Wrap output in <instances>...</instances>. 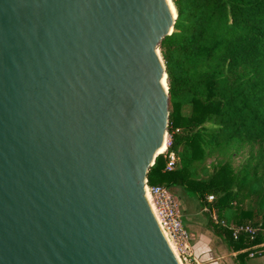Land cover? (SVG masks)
<instances>
[{"label": "water", "instance_id": "95a60500", "mask_svg": "<svg viewBox=\"0 0 264 264\" xmlns=\"http://www.w3.org/2000/svg\"><path fill=\"white\" fill-rule=\"evenodd\" d=\"M174 8L0 0V264H180L146 196Z\"/></svg>", "mask_w": 264, "mask_h": 264}, {"label": "trees", "instance_id": "16d2710c", "mask_svg": "<svg viewBox=\"0 0 264 264\" xmlns=\"http://www.w3.org/2000/svg\"><path fill=\"white\" fill-rule=\"evenodd\" d=\"M173 3L175 30L160 43L170 145L148 182L179 188L215 210L216 235L237 254V264H247L264 257V234L235 240L232 226L264 229V0ZM244 149V161L234 166L231 156ZM170 153L179 158L175 171L166 170Z\"/></svg>", "mask_w": 264, "mask_h": 264}, {"label": "built area", "instance_id": "2783aa9c", "mask_svg": "<svg viewBox=\"0 0 264 264\" xmlns=\"http://www.w3.org/2000/svg\"><path fill=\"white\" fill-rule=\"evenodd\" d=\"M170 145V143H169ZM179 166V158L174 154H168L167 171H175ZM151 196L153 202V213L157 222L164 233L165 237L176 248L178 254L181 252L183 255L193 256L192 240L193 235L187 230L183 213L181 211L179 200L173 195L170 189L165 186H152L149 185L147 179L146 196ZM214 196H208V201L213 202ZM206 212L211 213L215 221L217 216L215 210L205 208ZM226 226V223H222ZM233 238L238 240L241 235L245 234L254 240L259 234H264V229L254 227L251 225L232 226Z\"/></svg>", "mask_w": 264, "mask_h": 264}, {"label": "rangeland", "instance_id": "374dc122", "mask_svg": "<svg viewBox=\"0 0 264 264\" xmlns=\"http://www.w3.org/2000/svg\"><path fill=\"white\" fill-rule=\"evenodd\" d=\"M169 139H170V137H169ZM247 153H248V149H244V150L236 153L234 156L232 155L231 158L233 160L234 166L238 167L244 161ZM212 161L213 160H208L207 165H210ZM171 192L179 200L181 209L186 210V213H188V215L190 214V216L194 215V217H197L199 219V221L202 222L201 223L202 226L212 230V225L215 224L216 221L212 217L211 214L202 211L203 208H202L201 202L199 201V199L196 196L189 195V197L185 198L182 195L183 192L179 188H172ZM192 218H193V216H192ZM210 218H212L214 223H210ZM183 220H184V224H185L186 228L189 231L195 233L194 226L192 224L191 219L188 217H185ZM178 255H179V258L181 259L180 261H182L181 262L182 264H216V262H218V261H216L215 263L210 262L211 260H213L215 258V255L211 251V249H209V248L205 249V251L203 253L201 250H199V256L198 257L194 254V251H193L192 257H190L188 255H183L181 252H179ZM229 258L232 262L235 260V256L229 257ZM247 264H264V257L251 258Z\"/></svg>", "mask_w": 264, "mask_h": 264}, {"label": "crops", "instance_id": "0c3cea01", "mask_svg": "<svg viewBox=\"0 0 264 264\" xmlns=\"http://www.w3.org/2000/svg\"><path fill=\"white\" fill-rule=\"evenodd\" d=\"M182 195L185 198L188 197V196L184 195L183 193H182ZM181 211L183 213V219L185 217L190 218L192 221V224L194 226L195 233L190 232L188 229L187 230L193 235L192 249L194 251V254L197 257L199 256V250H201L203 253L205 251V249L209 248V249H211V251L215 255V258L213 260H211L210 262L215 263L216 261H218V262H216V264H237L236 260H234L232 262L229 258V257L235 256V259H236L237 254L230 251L227 243L221 237L216 235L213 227H212V230L205 228L204 226H202V224H201L202 222L199 221V219L197 217H194V215H192L193 216V218H192V216H190V214L188 215V213H186V210H184V209H181ZM202 211L206 212L205 208ZM207 213H209V212H207ZM209 214H211V213H209ZM216 223H217V221H216Z\"/></svg>", "mask_w": 264, "mask_h": 264}, {"label": "bare ground", "instance_id": "6f19581e", "mask_svg": "<svg viewBox=\"0 0 264 264\" xmlns=\"http://www.w3.org/2000/svg\"><path fill=\"white\" fill-rule=\"evenodd\" d=\"M172 1H173V0H169V3H170V5H171V8H172V10H173V13H174L175 16H176L175 8H174V4H173ZM167 147H168V145L165 144V146L161 149V151L159 152V154H163V153H165L166 150H167ZM147 201H148V203H149V205H150V207H151V209H152V211H153V210H154L153 202H152L151 196H150L149 194L147 195ZM166 239H167V238H166ZM167 241H168V240H167ZM168 242H169V241H168ZM169 244H170V246H171L173 252L175 253V255H176V257H177L179 263L182 264V263H181L182 261H180L181 259L179 258V255H178V252H177L176 248L174 247V245H173L171 242H170Z\"/></svg>", "mask_w": 264, "mask_h": 264}]
</instances>
